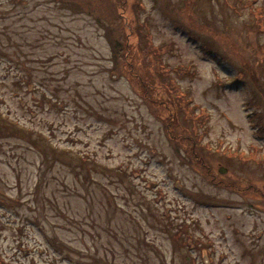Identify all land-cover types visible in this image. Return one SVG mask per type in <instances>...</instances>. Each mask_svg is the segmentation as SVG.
I'll return each mask as SVG.
<instances>
[{
    "label": "rangeland",
    "instance_id": "374dc122",
    "mask_svg": "<svg viewBox=\"0 0 264 264\" xmlns=\"http://www.w3.org/2000/svg\"><path fill=\"white\" fill-rule=\"evenodd\" d=\"M259 11L0 0V112L34 139L0 136V264H264ZM115 15L148 89L115 59Z\"/></svg>",
    "mask_w": 264,
    "mask_h": 264
},
{
    "label": "trees",
    "instance_id": "16d2710c",
    "mask_svg": "<svg viewBox=\"0 0 264 264\" xmlns=\"http://www.w3.org/2000/svg\"><path fill=\"white\" fill-rule=\"evenodd\" d=\"M61 1H69V0H61ZM73 1L80 2V3L86 2V0H73ZM255 19L257 22H263L264 23V12L259 11L258 13H256ZM114 20L116 21V25H118L117 28H119V30H120L119 31L120 32V40H118L119 43L116 45V42H115L113 45L115 59L122 69L125 68V70L126 69L128 70L127 72L129 73L131 78H135L139 87H141L142 89H148L149 88V82L147 83V81L143 78V76L138 74L139 72L137 71V68L134 65H130L127 61V54H128L127 51L129 50V48L127 46V42H128L127 38L124 37V36H126L124 28L127 27L126 23H128V22L124 19L123 16H118V15L114 16ZM232 45L234 47H237L235 42H232ZM238 55L241 56L242 58H244V56H242L240 53H238ZM239 62H240L242 69L244 71L248 70L249 72L253 73L252 70L247 69V67L245 66V64L242 61L239 60ZM156 64H157L156 65L157 68L162 67L160 63L157 62ZM252 68H253V70H256L254 65H252ZM133 69H135V71ZM117 73H120V71H118ZM253 82H254V80H253ZM254 85H255V82H254ZM177 98H180V97H177ZM49 103H51V102H49ZM51 105L56 106L53 103ZM192 128H193V126H192ZM195 130H197V129H195ZM31 131H33V129L25 128L24 126L20 125L18 121L13 120L9 116L4 115L0 112V136H6V137H10V136H20V137L22 136L23 137L24 136L26 138L25 141H27L29 139H32L34 141L33 133ZM190 135L191 134L188 133L189 137H191ZM43 138L46 139V137H44V136H43ZM29 142L32 143L31 141H29ZM50 149L54 153L53 158L57 155H62L66 158H73L74 159L75 156H77L78 157L77 160H78L79 164H72L71 163V165H69L71 167V169H73V170L77 168L76 166H78V167L80 166L82 170L83 169L95 170V167L91 165V162H89V159L86 156L75 154L73 152V150H71V149H62V148L59 149L56 146H51ZM240 159L243 163H245L242 159V155H241ZM54 160H55V158H54ZM209 262L211 264H213V260L211 257H209Z\"/></svg>",
    "mask_w": 264,
    "mask_h": 264
},
{
    "label": "water",
    "instance_id": "95a60500",
    "mask_svg": "<svg viewBox=\"0 0 264 264\" xmlns=\"http://www.w3.org/2000/svg\"><path fill=\"white\" fill-rule=\"evenodd\" d=\"M221 172H222V173H225V170H224V171H223V170H221Z\"/></svg>",
    "mask_w": 264,
    "mask_h": 264
}]
</instances>
